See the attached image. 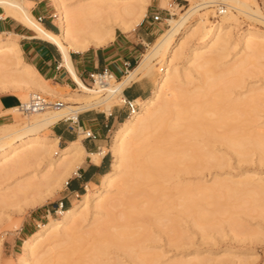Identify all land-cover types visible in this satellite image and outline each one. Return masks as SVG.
<instances>
[{"label": "bare ground", "instance_id": "6f19581e", "mask_svg": "<svg viewBox=\"0 0 264 264\" xmlns=\"http://www.w3.org/2000/svg\"><path fill=\"white\" fill-rule=\"evenodd\" d=\"M151 1L83 0L69 4L68 0H53L59 33L52 34L31 17L33 3L29 0H0V7L5 9L3 18L10 11L15 12L37 37L59 48L63 65L78 84L77 98L57 96L55 87L24 61L19 38H2L0 34V91L22 89L78 102L74 103L76 106L69 102L59 108L50 107L19 126L5 122L6 113L23 114L19 107L9 108L0 115V179L35 168L29 179L17 184V191L21 193L38 184L47 185L49 193H53L67 183L66 177L75 172L85 157L99 163L106 153L105 149L100 154L86 153L81 139L60 149L58 139L43 135L42 131L60 120L76 118L86 110L101 107L109 113L115 104L123 102L124 87L151 76L155 69L159 71L152 94L147 99L136 100L139 109L115 131L111 144L112 167L102 177L101 186L94 190L88 188L80 200L59 210L58 218L50 215L48 222L24 242L18 264H51L54 259L55 264H122L118 257L115 263L107 259L113 248L137 264H158L155 258L138 260L139 250L144 249L140 241L146 235V228L132 226L131 219L154 218L160 222L170 219V210L178 209L193 214V224L207 233L215 225L207 222L203 209L215 192L229 191L236 201L242 196L264 198V177L257 183L253 176L232 182L215 176L211 185L204 180L205 172L211 175L212 169L222 170L229 165L228 156L224 152L218 154L217 143L231 150L239 164L248 160L251 150H258L259 163L264 162V135L238 126L249 120L246 108H251L250 117L257 111L253 105L257 97L264 96V89L253 88L249 100L237 98L235 103L224 94V85L254 65L252 57L264 56V32L247 29L240 37L242 47L232 58L233 64L226 66L222 62L229 55L231 21L240 15L264 26V12L257 0H187L189 7L177 18L172 14L167 19L169 28L148 44L139 64L121 80L112 78L90 87L75 73L71 51L106 46L115 39L116 29L125 33L132 31L143 19ZM214 10L224 13L219 21L211 23L210 12ZM193 17L197 20L190 23ZM190 36L197 37L198 43L189 49L179 67L175 61L184 55L185 41ZM191 71L200 77L199 83H194ZM189 85L191 89L187 88ZM211 106L214 108L210 109ZM221 129L223 133L218 132ZM185 139L188 141L184 142ZM157 180L171 182L169 186H159L166 192L152 196L140 188L145 182ZM115 187L117 194L112 197ZM243 187L249 188L244 191ZM122 207L120 215L114 216L112 211ZM90 212H93L91 229L82 233L80 225L87 221ZM171 232L175 234V229ZM181 239L173 237L175 243ZM87 240L93 247L88 250V260H84L83 244ZM45 244L48 248L43 250ZM76 254H80V260L72 263ZM172 264H206V259L196 256Z\"/></svg>", "mask_w": 264, "mask_h": 264}, {"label": "rangeland", "instance_id": "374dc122", "mask_svg": "<svg viewBox=\"0 0 264 264\" xmlns=\"http://www.w3.org/2000/svg\"><path fill=\"white\" fill-rule=\"evenodd\" d=\"M33 1H35V4L31 5V9L32 14L36 19L37 16L39 14H43V12L56 16V8L53 0ZM76 1L80 2L83 0H68V3L74 4L77 3ZM257 2L264 12V0H257ZM38 4L39 7H37ZM150 7H152L153 9L151 10ZM188 7L189 2L187 0H152L151 4L148 5L147 11L141 22L144 19L146 21L153 22L151 18L152 15H161L162 20L156 22L154 25H151L152 28L160 29V34L161 32L169 28L167 19L171 18L172 14H174V17L177 18L178 15L180 13H183L184 10ZM210 13L211 23H216L220 20L221 15H219V13H217L215 10L213 13L218 16L213 17V13ZM54 20L57 23V17H55ZM196 20L197 17H193L190 20V23H195ZM141 22L139 23V25L141 24ZM136 27H134V29ZM249 28L255 29L259 32H264L263 25L252 22L244 16L238 15L236 21H231V27L228 35L229 55L222 61L226 64V66H230L233 64L232 58H234L236 53H238V51H240L242 47L241 45H239L240 37ZM116 32L117 34L122 33L118 29H116ZM1 37L6 38L8 36L1 35ZM197 43L198 38L192 36H190L185 41L184 55L175 61L179 67L183 65V61L186 59L189 49L197 45ZM147 49L148 44L144 48L143 54ZM251 60L254 62V65L249 66L246 71L236 75V77L231 82H228L226 85H224L225 96L228 99H234V103L235 101H238L236 100L237 98L239 100L242 99L241 101L249 100L252 96L250 90L253 88L264 89V56L262 58L252 57ZM157 70L158 69H155L153 74L146 78H150L155 83L159 73V71ZM191 72L193 73L192 76L194 79V83H199L200 77L193 71ZM52 86L55 87L54 89L56 95L59 97H62L64 99H67L69 97L77 98L75 96L76 90H69L65 87L62 88L57 85ZM187 88L191 89L192 86L189 85L187 86ZM1 93L17 96L19 98L18 104L28 101L31 94H33L31 93V91L14 88L7 91H0V94ZM211 93L216 94V91H213ZM37 94H41L51 101H61L63 102V104L68 105L71 103V106H76L74 105V103L78 104L77 101L70 102L69 100L65 101L64 99L51 97L42 93ZM224 102L222 103L226 105L228 104ZM119 103L115 104L113 107H121L126 112L127 109L124 106L123 102L120 101ZM18 104H16L15 106H18ZM254 104L255 105L253 106L257 111L253 113L252 117H250L251 114H249L248 111L251 110V108H246L245 111L248 113L247 117L249 118V120L245 123H241V125L238 124V126L248 128L252 133L257 132L260 135H264V96L257 97V100L255 99ZM212 107L213 106H211L210 109H212ZM50 109L54 108L52 107ZM102 109L103 108L99 107L90 110L104 111V109ZM2 112L3 111H0V115L4 114ZM36 114L37 113H31L25 115L21 114V112H18L14 114V117L13 114L6 113L5 116L7 120L5 122H8L13 126H19L32 119L34 116H36ZM128 116L129 115L127 114V117ZM116 128L113 130L109 139L108 148L112 154V158L114 154L111 150V144ZM222 131V129L218 130L219 133H223ZM41 134L51 137L53 136L49 131H42ZM84 138L85 135L81 133L80 139ZM187 141L188 139L184 140V142ZM60 148L63 147L60 146ZM215 148L219 151V155L224 152L228 156L230 161L228 167L222 170L212 169L210 171L211 175H209L207 172L204 173V180L207 182V185H211L213 183V177L215 176H220L224 179L227 178V180H229L228 182L236 180L242 181L246 176H253L255 183L260 182L259 180L263 179L264 162L259 163L261 154L258 150H251L252 152L249 153L248 160L239 164L231 150L226 149L219 143L215 144ZM104 149L106 152L107 149ZM262 157L264 159V156ZM34 170V167H29L26 168L25 171L22 170L23 172L20 171L21 173L18 172L17 174L12 175V177H9V179H0V239H3L1 246L2 264H18V260L22 253L23 244H25L24 242L34 231L40 229L46 222H48L50 215L54 218H58L59 214L56 212L55 208L61 201H64L65 203L64 195L67 194V186L65 183L63 184V187L61 189H58L53 193H49L48 186L44 184H40V186L39 184L38 186L34 185V188L30 189L26 193L17 191V184L22 181L24 182L26 179H29V176H31L29 174ZM73 174L74 173H71L68 177H66L65 180L69 181ZM200 177L202 176L199 175V178ZM161 185L163 187L169 186L171 185V182L163 183L161 180L153 181L151 183L145 182L140 186V188L142 190L149 191L152 196H158L162 194V192H166V190L159 189V186ZM100 186L101 184H99L98 186L92 185L91 189H98ZM248 188L249 187H243V190L245 191ZM12 189L17 192V196L16 194L14 195L15 192ZM113 190L114 192L111 196L115 197L117 194V188L115 187ZM85 192L86 190H84V192L80 196H73L71 199L73 202L72 204H74L77 200H80L81 196ZM5 196L7 197L5 198ZM142 200H144V198ZM72 204L67 206L65 203V208L70 207ZM122 210L123 207L118 208L117 210H113L112 213H114V216L118 217ZM91 213L93 212H90L87 217V221L83 222L80 225V232L85 233L91 229ZM203 214L206 219L208 218V223L215 225V227L208 230L207 233H203L193 224V214H191L190 212H181L178 209L170 210V219L168 220L164 218L160 222L155 220L154 218H150L149 220L140 218L131 219L132 226L139 227L143 225L146 228V235L145 237H142L140 241V245L144 249L139 250L138 260L147 261L151 258H155L158 264H172L177 260H188L195 258L196 256H200L201 258L206 259V264H264V198L242 196L240 200L236 201L233 193L229 191H218L215 192L210 199H208V204L203 209ZM172 228L173 230L175 229L176 235L171 232L173 231L171 230ZM174 236L182 237L183 239L175 243L173 240ZM92 247L93 246L91 241L87 240L86 242H84V260H88V250H90ZM47 248V244L42 247L43 250H46ZM106 257L111 263H115L118 257L121 260L122 264H137L135 260L127 257V255L122 251L115 250L114 248L111 249L110 253ZM79 260L80 254H76L72 258V263H77L79 262ZM52 262L55 264V259L52 260ZM52 262L51 264H53Z\"/></svg>", "mask_w": 264, "mask_h": 264}, {"label": "crops", "instance_id": "0c3cea01", "mask_svg": "<svg viewBox=\"0 0 264 264\" xmlns=\"http://www.w3.org/2000/svg\"><path fill=\"white\" fill-rule=\"evenodd\" d=\"M35 4V1L29 0ZM37 4V3H36ZM39 7V4L38 6ZM36 7V8H37ZM152 10L153 8L150 7ZM5 9L0 7V34L18 39L24 61L32 65L44 80L52 85H57L69 90H78V84L73 79L68 68L63 65V57L59 48L52 42L39 38L13 11L4 18L2 14ZM31 17L38 22L42 28L52 34L59 33L55 15L39 14L44 21L39 22L32 14ZM154 22L145 19L133 31L122 32L115 35V39L106 46L90 48L84 52H70L72 67L80 80L89 86L88 74L100 72L108 68L115 80L124 78L130 70L134 69L143 55L147 44H151L158 36L160 29L152 28ZM123 89V96L131 100H143L148 98L154 89V82L150 78H143L131 82ZM19 98L6 93L0 94V111L18 107ZM18 104V106H15ZM128 111L121 107H113L109 113L105 111L86 110L80 112L76 118L63 119L44 131L52 133L51 138L58 139V146L67 147L72 142L80 139L81 133L90 130L98 138L96 140L81 139L86 153L100 154L102 149L107 151L101 156L99 163L92 162L86 157L81 165L75 170L68 181L67 194L64 195L67 206L72 204V197L81 195L84 190L91 189L92 185L98 186L112 167V154L109 150V139L113 130L121 125L127 118ZM116 128V130L119 128ZM73 128V130L71 129ZM47 136V135H46ZM61 149V148H60Z\"/></svg>", "mask_w": 264, "mask_h": 264}, {"label": "built area", "instance_id": "2783aa9c", "mask_svg": "<svg viewBox=\"0 0 264 264\" xmlns=\"http://www.w3.org/2000/svg\"><path fill=\"white\" fill-rule=\"evenodd\" d=\"M218 13L219 15H221L224 12H221L219 10ZM151 18L154 23L162 20V16L159 14H154L151 16ZM37 20L42 23L44 21V18L42 16H39ZM112 78H115V76L108 68H104L100 72H90L88 74V80H89L88 85L90 87H93L97 82H106ZM123 104L128 111V115L133 114L135 111L139 109V105L136 103V100L127 99L124 97ZM62 106H63V102L61 101H51L48 98L42 96L41 94L34 93L31 94L28 101L21 102L18 107L20 108L23 114H30V113L44 112L50 107L59 108ZM71 129L73 130V128ZM83 134L85 135L86 139L96 140L98 138V136L90 130L84 131ZM68 183L69 182L67 181L66 186H68ZM63 209H65V203L64 201H61L60 203L57 204L55 210L56 212H58L59 210H63Z\"/></svg>", "mask_w": 264, "mask_h": 264}]
</instances>
